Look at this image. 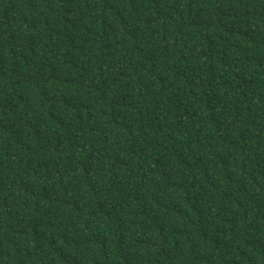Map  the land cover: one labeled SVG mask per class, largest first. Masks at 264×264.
<instances>
[{
	"label": "trees",
	"instance_id": "1",
	"mask_svg": "<svg viewBox=\"0 0 264 264\" xmlns=\"http://www.w3.org/2000/svg\"><path fill=\"white\" fill-rule=\"evenodd\" d=\"M0 264H264V0H0Z\"/></svg>",
	"mask_w": 264,
	"mask_h": 264
}]
</instances>
